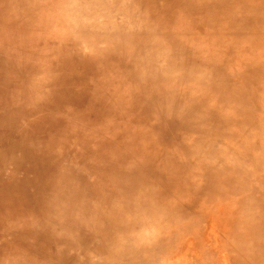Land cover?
<instances>
[{"label":"rangeland","instance_id":"rangeland-1","mask_svg":"<svg viewBox=\"0 0 264 264\" xmlns=\"http://www.w3.org/2000/svg\"><path fill=\"white\" fill-rule=\"evenodd\" d=\"M119 1L126 3L133 0ZM134 1L139 3L131 14L125 11L120 13L125 15L122 16L123 24L119 31L111 30L106 34L102 33L103 28L96 23V18L92 14L97 0H0V145H2L0 154H7L9 157L7 163L3 160L0 164L9 165L11 169L16 168L23 173L22 176L15 178L10 171L0 172V264H38L42 261L45 264L62 263L58 260L57 252L65 241L70 239L51 230L48 242L40 229L44 224L61 222L60 218L65 215L60 216L59 209L44 207L41 201L50 202L51 205L57 204L58 207L61 206L58 203L62 201L63 206L66 201L63 206L65 209L73 202L90 204L72 179V177L79 179L73 168H77L80 173L92 169L95 163L91 161L96 155L112 151L118 137L129 135V129L125 128L129 125L128 120L125 122L129 116H124L125 120L122 118L119 122L122 127L116 129L114 133L113 123L110 121L109 124L112 113L124 102L121 97L125 87L121 80L117 82L118 77L123 76L121 69L126 68L137 76V78L131 76L137 87L133 94L147 106V113L154 126L161 120L157 114V102L153 105L147 104V99L154 95L158 96L165 90H168V96L174 95L185 102L200 95L202 101L198 105L207 110L212 119L209 135L218 138L224 136L226 140L225 146H221L218 151L223 147H230L234 150L230 154L239 155L229 169L237 167L239 170H247L246 156L254 152L251 145L256 142L264 147V131L262 125L257 123L258 116H255L258 103L261 104V110H264V94L260 92L264 91V83H261L264 80L260 79L253 86L248 81H242L241 84L244 63H249L253 67L262 56L258 57L261 54L259 46H255L252 51L250 49L243 51L244 53L234 52L228 57L223 54L224 50L219 44L211 41L212 35L207 38L203 33H195L196 37L189 34L184 43L186 49L194 47L205 51L204 54L209 61L206 63L210 64L209 68L205 69L210 71L215 69L217 74L212 80L196 81L197 85H192L193 79L180 78L175 87L169 90L173 78L177 79L180 72L175 68L176 61L163 53V44L167 36L162 32L173 27L175 20L181 21L184 25L201 23L203 32L207 29V20L212 21L214 24L208 31L212 32L211 34L224 30L227 33L236 25V21H241L244 27L247 25L252 29L244 31L243 36L239 38L233 37L232 44L245 41L244 38L252 36L253 33L251 43L262 42L261 45L264 47V34L260 31H264V0L241 2L227 0L228 4L241 3L238 6L242 8L236 11L234 7L228 8L220 13L214 12L216 9L224 8V4L219 0H208L209 6L207 0ZM112 13L114 16L118 15L115 16L118 21L121 16L119 11L114 13L112 10ZM158 13L162 15L169 13L170 16L180 14V17L159 25L154 20ZM212 13L220 14V17H214L218 21L213 20ZM194 31L198 32L197 29ZM190 37L196 39L195 43L191 42ZM188 54L195 55V52ZM184 59V64L189 67L191 59ZM148 61L159 66L154 67L150 64L147 70L145 65ZM161 69L166 70L162 72ZM254 71L256 76V70ZM182 75L181 73V77ZM246 78L248 77L245 75ZM125 82L129 83L124 80ZM211 83L218 84L220 91H212ZM256 86L259 92L253 91L251 96H244L249 98V101H245L240 95L242 90L246 88V92ZM254 94L256 105L253 100ZM257 94L261 98L260 102ZM133 112L127 111L128 115H132ZM180 122L177 124L183 126L184 123ZM155 133L158 134L157 131ZM161 134L164 141L171 138L183 140L182 143L178 141V146L166 147V151L172 153L173 158L179 163L183 162L186 165L185 168L180 167L177 174L172 163L165 166L156 164L155 167L161 172L172 174L175 179L183 175L188 179V183H179L176 180L172 182L171 193L165 196L167 199H163V202L180 198L194 203L193 207L199 209L198 206L203 204V200L192 196L194 184H199L197 181L199 176L196 175L198 165L192 164L194 158L190 155L192 146L186 142L188 137L179 135L181 134L179 129L171 133L164 131ZM160 136L158 134L155 138L158 140ZM6 139H9L10 146L4 145ZM166 151L163 145L162 148L156 145L153 154L155 152L166 154ZM136 154V158L143 166H146L145 162L149 155H153L149 150H141ZM133 156L125 157L119 165L122 167L132 165ZM262 162L264 164V161ZM262 166L260 163V167ZM248 180L249 177L244 176L235 184L245 189L247 199L252 195L245 187ZM47 187L55 188L60 194H55V191L49 192ZM221 188L223 190V187ZM251 188L253 191L263 193L264 180L257 177ZM114 199L110 198L111 205L115 204ZM95 203L91 202L90 205L98 209L99 206L96 207ZM224 204V201L212 202L203 206L200 211L198 210L203 220L188 230L191 233L189 237L194 238L191 245H209L210 250L206 255L199 251L198 260L194 256V251L191 259L189 255H185L184 259L170 256L172 264L199 262L255 264L253 259L251 263L250 257L245 256L246 259L242 257L246 250L255 255L256 264H264V218L250 219L251 216L247 214L244 216L245 220L251 223L252 229L245 231L249 236L241 233L245 239L243 242L242 236L239 241L238 233L235 234L233 231H230L231 234L221 236L225 256H222V250L219 251V247L213 244L214 238L218 235L219 224L212 229L211 225L214 221L217 223L224 221L222 215L226 211ZM248 204L249 206L252 204L251 200ZM212 207L217 216L208 212ZM263 208L264 198L261 199L259 206V209ZM254 210L255 206H252L248 213L254 215ZM11 226L21 228L23 232L15 233L16 230L13 231ZM137 229L139 232L134 230L133 233L138 238H143L144 234L150 232V228L145 226L139 225ZM230 242L233 245H229ZM183 244L186 242L183 241ZM222 259H226V263L221 261ZM65 263H69V260H65Z\"/></svg>","mask_w":264,"mask_h":264},{"label":"bare ground","instance_id":"bare-ground-1","mask_svg":"<svg viewBox=\"0 0 264 264\" xmlns=\"http://www.w3.org/2000/svg\"><path fill=\"white\" fill-rule=\"evenodd\" d=\"M219 1L224 4V8L221 10L216 9L214 12L220 13L233 7L234 11H236L241 7L238 6L241 3L233 5L226 3L227 0ZM138 3L139 2H135L134 0L126 3L120 2L119 0H97L96 7L92 14L96 18V23L103 28L102 33L107 34L111 30L118 32L119 27L123 24L122 16L125 15V13L120 14L121 11L131 14V12L136 9ZM207 3L209 6L208 0ZM112 10L114 13H117V10L119 11L121 16L118 21H116L118 15L116 16L115 14V17ZM245 14L246 13H244V15ZM217 16L220 17V14L215 13L213 15L212 13L211 15L215 22L218 21V19L214 18ZM177 17H180V14L170 16L169 13L164 15L158 13V15L154 17V20L157 24L161 25L169 21L172 22ZM213 24L212 21L207 20L208 26L206 27V31L203 32V26L201 23H187V25H184L181 21L175 20L173 27L167 30H162L167 36L163 44V53L165 56H169V58H173L176 61L177 66L175 68L180 72L177 79L176 77L173 78L169 90L175 87L177 80L180 78L187 80L193 79L191 81L192 85H197L200 80H212V77L217 74L215 69H212L211 71L205 69L209 68L210 65L206 63L209 61H207L206 54H204L205 51L194 47L192 49H186L187 46L185 47L184 43L185 40L188 39L187 37L190 36L189 34H193L194 37H196V34L201 33L207 38L213 36L211 41L219 44L221 49L224 50L223 54L228 57L230 55L232 56L234 52L244 53L243 51L249 49L252 51L255 49V46H259L258 48L261 52L258 57L260 55L263 56L264 47L261 45L262 42L251 43V37H254L253 33H251L252 36L249 35L246 38L243 37L245 41L238 42L236 45H233L231 42L233 37L239 38L243 36L244 31H251L252 27L250 29L246 25V29L241 21H236V25L232 26L231 29L228 30L229 32L226 33L224 30L219 33L211 34L212 32L208 31ZM219 27L221 28V26ZM194 29H197L198 32H195ZM181 31H183V33ZM260 31L264 34L263 30ZM190 38L191 42L195 43L196 39L193 40L192 37ZM189 52H195V55H189ZM262 56L256 64L254 63L253 67L249 63H244L245 67L243 69L244 73L243 78H241V84L242 81H248L253 86V84L260 81V79L264 80V58H262ZM184 58L191 59L189 67L187 64H184ZM150 64L152 63L149 61L146 63L145 68L147 70ZM152 65L154 67L159 66ZM165 70L166 69L162 72ZM254 70H256V76ZM121 73L123 76L118 77L117 82L121 80L122 85L125 87L124 93L121 97V100L124 102L122 105L118 104L119 107L116 109L117 111L115 110L112 113L109 119V124L110 121L113 123L112 130L114 133L116 132V129L122 127L119 124V122L122 121V118L125 120L124 116H129L125 120V122L128 120L129 123L128 126H125V128L129 129V135L127 137H118L116 139L115 148L112 151L109 150L110 152H107V154L103 153L96 155L95 153L96 156L91 161V163H95L92 169L80 173L77 168H73L76 171V177L79 178L76 179L75 177H72L77 183V189L86 196V199L90 201V204L91 202H96L94 205L96 207L99 206V208L95 209L93 205L87 203L81 204L73 202L65 209L63 206L66 204V201L63 206L62 201H58L60 202L58 204L61 205L59 207L57 204L51 205L50 202L48 203L44 200L41 201L44 207L50 206L53 207L54 210L59 209L61 210L60 216L65 215L63 218H60L61 222L44 224L40 231L43 233L45 240L48 239L49 242L51 230L70 239V241H65L60 251L57 252L58 260L63 264H66L65 260H69V263L67 264H172L169 258L170 256H175L176 258L181 257V259H184L186 258L185 255H189V259H191L193 251L194 256L197 257L196 260H198L200 257L199 251L206 255L210 250L208 248L209 245H202L205 249L198 244L191 245V242L194 243V238L189 237L191 233L188 232V230L203 220V216L199 215V211L203 206L209 205L212 202L223 203L224 201V207L226 206V211L222 213V215H224V221H221L220 223L214 221L211 225V229L216 224H219V231H217L218 235L216 236L217 238H214L213 244L217 245L219 251L222 250V256H225V253H223L224 245L222 244L221 236H226L230 231L236 232L235 234L238 233V240L241 239V233L243 234V232L244 236H249L245 231L251 230L252 225L245 220L244 216L247 214L248 216H251L250 219L256 217L257 219L264 218V208L259 209L261 199L264 198V188L263 193L256 192L255 190L253 191L251 188V184L255 183L257 177L258 179L264 180V164L262 162L264 161V147L256 142L251 145V150L254 152L249 156H246L248 164L246 167L247 170L236 169V166V168L229 169L239 155L230 154L234 152L230 147H223L222 150L218 151L221 146H225L224 142L226 140L224 136L218 138L209 135L211 132L212 119H210L209 112L204 110L201 105H198L202 101L200 95L190 98L191 100L189 102H185L183 99H179L174 95L168 96V90H165L166 93L163 91L160 95H154L150 99H147V104L151 103V105H153L154 102H157V114L160 116L161 120L158 125L155 124L154 126L149 118L150 115L147 113V106L143 102L141 103L139 98H137V96L135 97V94H133V91H135L137 87L131 76L136 78L137 76L132 72H129L126 68L121 69ZM181 73L183 74L182 77ZM245 75L248 78L245 79ZM124 80L129 83H124ZM205 82L207 81L205 80ZM216 83L219 82L216 81ZM261 83L263 84L264 82ZM224 86L230 87V85ZM210 89L214 92H218L220 91V86L211 83ZM245 90L246 88H244L240 94L245 101H249V98H244V96H251V92L253 91L255 93L259 92L257 86L252 87L249 91L245 92ZM260 92L264 94L263 90ZM254 95L255 97H253V100H255L256 105V94ZM257 99L258 102H260L259 99L261 100V98H259L258 94ZM262 102L263 101H261V103ZM260 105L261 104L258 103V107L256 106L255 116H258L257 123L262 125V131H264V110H261ZM184 106L188 107L185 108ZM127 111L134 112L132 115H128ZM180 121L184 123L183 126L177 124L181 123ZM103 126H105V124ZM176 129H179L181 132L179 135L186 138L188 137L186 142L190 147L192 146L190 149V153L192 154L190 155L194 158L192 164L198 165L196 175L199 176V179H197L199 184H194L192 196L197 197L195 199L200 198L203 200V204H199L198 206L199 209L193 207L194 203H190V201L187 200H180V198L170 199V201L163 202V199H167L165 196L171 193L172 182H175L176 180V182L178 181L179 183H188L187 176H177V179H175L172 174L161 172L155 167L156 164L157 166L162 164L165 166L167 163H172L177 170L176 174L179 173L180 167L185 168L186 164L183 162L179 163L173 158L172 153L166 151V147L178 146V141L182 143L183 140L177 141V138H171L169 141H164L161 139V137H163L161 133L164 131L171 133L174 130L176 131ZM156 131L161 135L158 140L155 138V136L158 135L155 133ZM8 140L9 139L5 140L4 145L10 146ZM241 142L243 141L241 140ZM156 145L157 147L161 146V148L163 145L166 154H157V152L153 154ZM1 147L2 145H0V148ZM141 150H149V153L153 154L149 155V159L145 162L147 163L146 166H143L141 161L136 158V153ZM217 154L220 155L217 156ZM132 155H134L132 165H124V167L119 165L124 161L125 157ZM223 155L226 156V158ZM111 158L117 159L112 160ZM3 160L7 163L9 160L7 154H0V161ZM260 163L263 165L262 167H260ZM72 166L73 165H71V167ZM7 171H10L15 178H18L23 174L21 170H17L16 168L11 169L9 165L0 164V172L4 173ZM244 176L249 177L247 186H245L246 190H250L252 193L248 199L245 196V189L241 186L235 185ZM53 187H55V185H53ZM221 187H223V190ZM46 189L49 190V192L55 191V188L52 187H47ZM56 193L57 191H55V194ZM57 194H60V191ZM62 195L64 196V193H62ZM111 197L115 198L114 205L110 204ZM249 200L252 202L250 206L248 204ZM252 206H255L254 215L248 213ZM213 210L214 207L208 212L214 214L215 212ZM214 215H216V213ZM139 225L150 228V232L144 234L143 238L135 237V234L133 233L134 230L139 229H137ZM12 230H16L14 231L15 233L23 232V229L19 227H13ZM183 241L186 242L185 245L183 244ZM243 241H245V239L242 236V242ZM230 244L232 243L230 242L229 245ZM206 248H208V250ZM203 249L205 251H203ZM211 253H213V250ZM245 256L250 257L251 263L253 259L256 264L257 261L254 258L255 255L248 253V250L242 254V257L246 259ZM158 257L162 260H159ZM211 258L215 259V257ZM202 259H204V257ZM221 261L225 262L226 259H222ZM203 263L199 262L198 264ZM38 264H45V262L42 261Z\"/></svg>","mask_w":264,"mask_h":264}]
</instances>
